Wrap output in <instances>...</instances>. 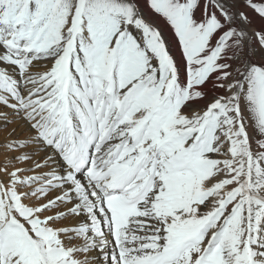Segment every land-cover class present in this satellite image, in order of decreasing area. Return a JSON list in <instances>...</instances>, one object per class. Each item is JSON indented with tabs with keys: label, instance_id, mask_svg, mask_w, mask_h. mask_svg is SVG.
I'll list each match as a JSON object with an SVG mask.
<instances>
[{
	"label": "snow or ice",
	"instance_id": "snow-or-ice-1",
	"mask_svg": "<svg viewBox=\"0 0 264 264\" xmlns=\"http://www.w3.org/2000/svg\"><path fill=\"white\" fill-rule=\"evenodd\" d=\"M0 264H264V0H0Z\"/></svg>",
	"mask_w": 264,
	"mask_h": 264
}]
</instances>
